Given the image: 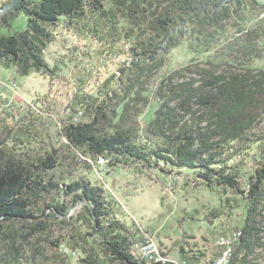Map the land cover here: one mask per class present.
<instances>
[{"label":"trees","instance_id":"1","mask_svg":"<svg viewBox=\"0 0 264 264\" xmlns=\"http://www.w3.org/2000/svg\"><path fill=\"white\" fill-rule=\"evenodd\" d=\"M21 14L27 30L0 32V63L21 75L55 78L45 53L61 20L126 61L75 110L80 121L67 117L62 139L18 134L9 152L0 149V264H73L74 256L75 264H146L119 203L92 180L101 160L109 172L190 169L194 185L244 196L246 224L228 264H264V135L255 132L264 120V0H23L0 15V31ZM185 40L202 58L162 77ZM152 100L159 108L147 124Z\"/></svg>","mask_w":264,"mask_h":264},{"label":"rangeland","instance_id":"2","mask_svg":"<svg viewBox=\"0 0 264 264\" xmlns=\"http://www.w3.org/2000/svg\"><path fill=\"white\" fill-rule=\"evenodd\" d=\"M5 1L0 0V9ZM66 25L61 20L51 28L55 41L45 53L46 61L55 70L53 80L35 71L24 76L15 67L0 63V149L9 152L18 134L33 143L36 132L42 133L43 139L49 137L53 143L62 139L67 117L72 115L75 121H80L82 112L76 115L75 110L82 111L81 103L90 100V95L97 96L118 66L126 61V56L116 51H104L91 32L81 29L82 25L74 28ZM27 29L28 17L21 14L13 29L4 28L0 32L9 35ZM197 57L202 58V52L195 51L185 40L172 51L160 75L166 77L181 70ZM158 108V101L152 100L143 122L150 123ZM255 132L264 135V120ZM251 153L255 154V150ZM93 167L92 180L103 184L119 203V219L129 227L133 247L141 240L153 239L160 252L178 264L212 261L220 251L216 246L218 239L239 233L246 224L244 196L231 190L225 192L217 186L194 185L193 170L150 172L135 165L109 172L101 162ZM241 168L242 176L248 179V170ZM134 251L137 255V250ZM190 252L197 256L201 252L206 257L193 259ZM75 258H72L73 264Z\"/></svg>","mask_w":264,"mask_h":264},{"label":"built area","instance_id":"3","mask_svg":"<svg viewBox=\"0 0 264 264\" xmlns=\"http://www.w3.org/2000/svg\"><path fill=\"white\" fill-rule=\"evenodd\" d=\"M101 163H104V161L101 160ZM236 237L237 232L234 233L233 236L220 237L216 242V246L220 248L219 255L209 264H222L223 258L227 256L228 252L231 250V247H233ZM157 247L158 246L153 239L146 238L140 242L135 249L137 250V255L144 257V259H146V261L150 262L151 264H154L155 262L163 264L174 262L175 264H178L177 262L170 260V258L163 255V253L160 252L161 250H159Z\"/></svg>","mask_w":264,"mask_h":264},{"label":"bare ground","instance_id":"4","mask_svg":"<svg viewBox=\"0 0 264 264\" xmlns=\"http://www.w3.org/2000/svg\"><path fill=\"white\" fill-rule=\"evenodd\" d=\"M240 237V232L237 233V237L236 239L234 240V243L236 242V240ZM137 252V251H136ZM232 253H233V247H231V250L228 252L227 256L225 258H223L222 260V264H228L230 259H231V256H232ZM138 257V259L146 264H151L150 262L146 261V259H144V257H140L139 255H136ZM154 264H157L156 262Z\"/></svg>","mask_w":264,"mask_h":264},{"label":"water","instance_id":"5","mask_svg":"<svg viewBox=\"0 0 264 264\" xmlns=\"http://www.w3.org/2000/svg\"><path fill=\"white\" fill-rule=\"evenodd\" d=\"M23 0H15L12 3H10L9 5L3 7L0 9V15L1 14H6V13H10L12 11H14L22 2Z\"/></svg>","mask_w":264,"mask_h":264},{"label":"crops","instance_id":"6","mask_svg":"<svg viewBox=\"0 0 264 264\" xmlns=\"http://www.w3.org/2000/svg\"><path fill=\"white\" fill-rule=\"evenodd\" d=\"M166 257H168V258H169L170 256H169V255H168V256L166 255ZM170 260H171V259H170Z\"/></svg>","mask_w":264,"mask_h":264}]
</instances>
